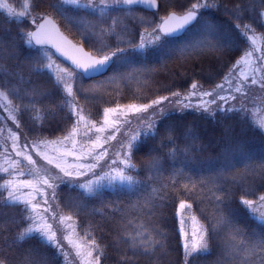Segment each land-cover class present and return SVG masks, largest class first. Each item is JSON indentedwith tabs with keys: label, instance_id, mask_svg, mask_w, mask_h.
<instances>
[{
	"label": "snow or ice",
	"instance_id": "snow-or-ice-1",
	"mask_svg": "<svg viewBox=\"0 0 264 264\" xmlns=\"http://www.w3.org/2000/svg\"><path fill=\"white\" fill-rule=\"evenodd\" d=\"M40 4L41 0H36L31 7L35 10ZM67 4L75 5L77 0H49L51 14H34L27 11L28 5L17 13L10 5L0 4L7 8L9 16L16 18L13 21L15 33L11 27L0 29V61L13 62L10 68L0 63L4 69V77L0 78V109L8 113L5 121L10 118L17 130L26 129L23 137L19 131H10V150L6 143L4 145L8 167H0L3 173L0 176L3 181L0 184V237L7 239L6 234L12 229H15V237L13 244L0 250V264H60L61 256L65 264H69L71 252L60 238L58 225L70 230L64 240L75 249L79 264H105L110 246L118 249L120 259L116 264H140L142 259L145 264H154L164 250L162 241L166 239L157 226L158 220L164 209L172 207L176 213L173 221H178L183 240V264H209L200 258L211 254L214 240H221L223 248L211 264H264V163L259 166L261 182L241 187L239 204L232 207L235 192L223 182L230 164L193 179L175 171L165 175L159 155L162 149L172 145L168 155L174 156L178 150L177 140L191 135V130L180 133L183 126L176 123L173 112L191 110L212 118L218 112L233 113L239 115L240 124L249 126L245 101L256 89L261 95L253 97L251 102L264 105V48L257 44L264 39V0H259L258 4L253 0L247 7L240 3L229 7L224 0H87L83 6L86 14L99 13L91 32L82 30L79 20L66 15ZM134 5H144L151 10L141 19L144 28L139 32L138 41L135 28L129 31L126 25L121 27L118 17L111 15L130 13ZM258 8L262 10L257 11ZM56 16L76 30L80 45L61 32ZM109 18L112 24L106 25ZM177 34L184 36L179 44ZM112 35L117 37L116 42H105ZM156 50L165 55L178 51L188 59L212 54L218 65L215 76L220 77V82L205 88L198 80H193L185 91L168 88V95L105 107L102 123L98 110L85 113L77 97L85 104L92 98L88 95L90 89H83V80L110 72L113 76L107 79L111 80L122 69L132 67L141 57ZM65 60L70 61L69 66H63ZM65 75L71 78V84L66 83ZM32 77L46 85L44 92L36 94L34 90V96L60 101L57 108L63 115L55 127L37 128L27 121L21 122L28 105L20 96L18 85L31 83ZM212 79L210 76L208 82ZM77 83L80 88L76 87ZM183 83L175 87L182 88ZM236 101H240L238 108ZM29 103L36 110L33 101ZM64 108L68 110L65 112ZM81 125L86 129L83 133ZM258 126L264 142V118L259 119ZM45 131L49 136L58 131H67V134L48 139L43 136ZM117 133L122 139L112 143L117 140ZM77 136H81L80 141ZM138 153L148 157L143 169H137L132 163ZM142 170L147 175L139 179ZM154 184L158 187L152 188L153 197L141 205L140 194ZM62 185L79 189L80 200H95L100 205L99 209L93 208L90 215L98 213L102 222L86 230L83 238L76 235L79 224L73 220L85 205L63 204L59 196ZM197 188L199 201L208 200L213 208L212 219L204 223L193 212L195 201L189 202ZM109 190L115 199L109 198ZM133 196L136 204L131 207L147 218L146 224L139 225L134 232L129 231L133 221L127 220L128 214L121 207L124 201L120 199L131 200ZM109 208L111 211H104ZM65 209L69 215H64ZM242 209H247L249 218L257 223L239 224L236 216ZM109 223L115 240L113 244L101 243L103 236L98 239L95 232L103 233ZM222 232L225 235L222 236ZM25 237L35 240L36 244L14 252L15 240L23 241ZM41 247L46 252H42Z\"/></svg>",
	"mask_w": 264,
	"mask_h": 264
},
{
	"label": "trees",
	"instance_id": "trees-1",
	"mask_svg": "<svg viewBox=\"0 0 264 264\" xmlns=\"http://www.w3.org/2000/svg\"><path fill=\"white\" fill-rule=\"evenodd\" d=\"M224 2L227 3L229 7H232L236 3L243 4L247 7L253 0H224ZM254 2L258 4L259 0H254ZM34 3H36V0H0V4L10 5L17 13L24 10L25 5L29 6L27 11H33L34 14L52 13V10L48 7L49 0H41L40 7L35 10L31 7ZM65 9L66 13L69 14V8L65 7ZM259 10L262 9L258 8L257 11ZM130 13L140 17L137 18L138 22L134 24V21L131 19L123 22V20L119 18L118 23L121 27L126 25L129 31L135 28L138 41L139 32L143 31L144 28L141 19L146 17L147 13L137 9H133ZM15 19L14 16H9L7 8L0 7V29L11 27L13 33H15L16 24L13 22ZM225 19L227 18L225 17ZM55 20L61 26L62 30L72 37L62 26L58 16L55 17ZM245 22L249 21L245 19ZM259 33L260 29L257 28V34L259 35ZM183 40L184 37L177 40L176 43L179 44ZM106 41H108L107 38L105 39V42ZM248 44L250 46V42H248ZM257 44L260 48H264V39L258 40ZM173 47H175V45H173ZM0 63H3L4 67L8 68L13 64L11 61L6 63L0 61ZM217 67L218 65L212 54H206L200 58L188 59L178 51L170 55H165L159 50L152 51L149 55L141 57L140 61L134 62L132 67L122 69L120 73L111 80H108L106 77L96 81V83L99 82L101 84V86L98 87L100 90L95 94L90 91L88 92V95L92 98L89 102L96 105L100 110L104 107H112L117 104L140 103L148 98H156L158 95H168V91L166 90L168 88L172 91H185L190 88L193 80H198L205 88H208L220 82V77L215 76ZM222 75L223 73H221V76ZM109 76H113V74L110 73ZM210 76H212L213 79L209 83L208 80ZM3 77L4 69L0 67V78ZM27 80L28 75L27 70H25V81ZM184 81H187V83H183ZM182 83V88L175 87V85ZM18 88L20 96L24 97V103L28 105L27 110L23 114V120L31 123V114L38 110H40L42 114L45 112V116L55 117L53 119H56L57 116L60 118L62 113H60L57 108V105L60 104L58 99H43L39 95L34 96V90L36 94L45 91L46 85L43 81L32 77L31 83H20ZM105 94L107 95L104 96ZM77 99L80 103L85 104L84 100L79 96ZM30 100L33 101L36 110H33V104L29 103ZM14 102L19 103V101ZM238 105L240 107V103H238ZM50 109L54 112H49ZM248 109V121L250 122L255 119V111L253 109L251 111V108ZM252 115L254 116L250 117ZM172 116L177 124L183 126L180 129V133H186L188 130H191V135L187 139L181 138L177 140L176 147L178 150L175 152L174 156L168 155L169 151L173 148L172 145L162 149L159 153L162 157L161 166L165 175L175 171L179 172L181 176L187 175L193 179H197L200 176H207L214 171H220L230 164L231 166L228 168V172L223 177V182L225 187L231 186L232 190L235 192L232 207L238 205L241 196L240 188L247 185H258L261 182L259 166L261 163H264V159H262L264 158V142L261 141V132L250 123L249 126L240 124L238 122L240 118L239 115H234L233 113H228L226 115L223 112H218L215 118H212L210 115H202L201 113L188 110L183 113L179 111L177 113H172ZM191 136H195L196 139L193 140ZM120 139H122L121 135ZM158 143L159 138H157V144ZM186 146L188 148L187 152L185 151ZM147 159V156L138 153L132 158V163L136 165L137 169H143ZM146 175L147 173L142 170L138 178L144 179ZM2 183L3 181L0 180V184ZM153 187H158V185L154 184L144 189L140 194L141 205L145 204L146 201L153 197ZM0 191H2V189H0ZM199 191L198 188L194 191L189 202L195 201L193 204V212L197 215L200 222L204 223L212 219L213 208L208 200L202 203L199 201ZM4 195H6V193H4ZM208 195L210 196L211 194L209 193ZM257 195H259V192H257ZM59 196L63 204L74 206L77 203H81L85 205L80 211V215L74 217L73 220V223L79 224V227L76 229V235L78 237L83 238L86 230L94 228L97 223L102 222L98 213L95 216L90 215L93 208L99 209L100 205L95 200H80L79 189L68 185H62L59 189ZM108 196L111 199H115L110 190ZM249 198L254 199L255 197ZM120 199L124 201L121 207L125 208L128 214L127 220L133 221L129 226V231L134 232L139 225L146 224L147 218L144 216L143 212L137 211L136 208L131 207V205L136 204L135 196H133L131 200H125L124 197ZM176 203L178 205L179 200H177ZM72 210L74 212L75 207H73ZM104 211L109 212L111 209H105ZM247 213V209H242L238 212L236 221L241 225L245 223H257L256 220L250 219ZM69 214V211L65 209L64 215ZM175 215V208L172 207L164 209L163 215L159 217L157 226L159 230L165 234L166 239L162 241L165 245L164 250L159 256L158 261L154 260V264H183V240L180 237L178 221L175 223L173 221ZM127 220L125 223H127ZM58 227L60 228V238L67 247V241L64 240V236L68 235L70 230L67 229L65 225H58ZM150 227L149 225V228ZM111 228L112 225L109 223L105 225V231L103 233L100 231L95 232L98 239L103 236L101 243L113 244L115 233L110 231ZM225 232H222L221 235H225ZM6 235L7 239L0 237V250H6L10 244H13L15 229H12L10 233ZM35 244L36 241L30 237H25L23 241L17 239L15 240L12 250L14 252L17 250L22 252L24 249H28ZM120 247L122 248L123 245H120ZM222 248V241L214 240L211 254L203 256L200 259L211 264V262L218 258ZM40 250L46 252L42 247ZM107 253L108 259L105 261V264H116L120 259L118 249L115 246H110ZM241 256H243V253H241ZM20 258L22 259V256ZM239 258L241 257H238V259ZM59 260L60 264H65L63 256L59 257ZM140 264H145V261L142 259Z\"/></svg>",
	"mask_w": 264,
	"mask_h": 264
},
{
	"label": "rangeland",
	"instance_id": "rangeland-1",
	"mask_svg": "<svg viewBox=\"0 0 264 264\" xmlns=\"http://www.w3.org/2000/svg\"><path fill=\"white\" fill-rule=\"evenodd\" d=\"M87 4V0H77V4H67L65 5V7L69 8L70 11H68L69 13H73L72 15L70 14H67L69 17H73L77 20L80 21L81 23V27L84 29V30H88L89 32L92 31V25L96 23V17L99 15V13H96V14H86V10L83 8V6ZM112 16H117L118 19L120 18L121 20H123V22H126L125 20H133L134 21V24L136 22H138L137 18H140L138 15L135 16L134 14H131L129 12L126 13L125 12H121V13H112L111 14ZM58 19L60 20V22L62 23V26L69 32V34L74 37V39L80 43V36L77 34L76 30L74 28H72L71 25H66L65 22L63 20H61V18L58 16ZM106 25H111L112 24V20L109 18L106 20ZM74 32H73V31ZM119 30V29H118ZM95 39V37H93ZM148 33H145V39H148ZM108 41L106 42H109V43H115L116 42V39L117 37L115 35H112L110 37H107ZM99 46V45H98ZM186 61V60H185ZM183 61V62H185ZM187 64V63H185ZM183 64V65H185ZM109 76V75H108ZM107 76V77H108ZM66 83L68 84H71L72 83V80L70 77H68L67 75H65L64 77ZM86 83V84H84ZM83 84V89H90V92H93L94 94L98 92V90H100L98 87L101 86V84L99 82H82ZM61 87L63 88V85H61ZM77 88H80V83H77L76 85ZM112 94V93H111ZM116 94V93H115ZM107 94H105L104 96H106ZM113 95V94H112ZM261 93H259V90L256 89L253 94L249 97V100L248 101H245V104L247 105L248 108H251V111L252 109L255 111V119L251 120L249 123L252 124L253 126H255L259 132H260V129H259V126H258V121L260 118H264V105H261L259 103H256V104H253L251 101L253 99V97H258L260 96ZM114 96V95H113ZM14 103H17V102H14ZM235 103V106L238 108L239 105L238 103H240V101H236L234 102ZM81 105H83L85 107V113L87 114L89 111H92L93 113L98 110L99 111V119H100V122L102 123V117H103V109L105 108H102V110L98 109V107L90 102H88L87 104H83V103H80ZM120 105H127V104H120ZM117 105L115 106H112V107H116ZM97 107V108H96ZM68 109L67 108H64V111L66 112ZM50 111H53L52 109L49 110ZM58 111L60 113H62L60 115V117L63 115V112H61L58 108ZM54 112V111H53ZM178 111L176 112H173V113H177ZM13 115H19L18 113H13ZM32 118H31V123L34 124L37 128L41 127V126H44L45 128H49V127H55L56 126V123L57 121L60 119L58 116L56 117V119H53L55 117H48V116H45V112L44 114L41 113L40 110L36 111V112H33L31 114ZM8 116V113L6 112H3L2 109H0V166L2 167H8V164H7V159L8 157L6 156L5 152H4V145L5 143L7 144V147L11 148V137H10V131H19L21 136L23 137L24 134H26V129L24 128H21L19 130H17L16 128V125L12 122V120L9 118L7 121L4 120V117ZM254 115L250 116V117H253ZM123 119V117L121 118ZM25 120L22 119V123L24 122ZM29 122V121H28ZM63 127V125H61ZM133 127H135V121H133ZM68 130H70V125L68 126ZM83 131H86V129L84 128L83 125H81V133H83ZM125 131H127V129H125ZM67 134V131L65 132H56L54 136H49L48 135V132L45 131L43 133V136L44 137H47L49 139H54L56 137H61L63 135H66ZM47 135V136H45ZM103 135V134H102ZM93 139H95V136H93ZM77 140L80 141L81 140V136H77ZM120 140V134L117 133V140L116 141H113L112 143H116L117 141ZM23 142V141H22ZM69 148H71V145L69 144L68 145ZM14 156V153L12 154ZM69 160L71 161V157L69 158ZM3 173H0V176H2ZM191 229V221H190V228H189V231ZM67 248L70 250L71 252V255L69 257V264H79V260L75 258V249L71 248V246H67ZM64 258V257H63Z\"/></svg>",
	"mask_w": 264,
	"mask_h": 264
},
{
	"label": "water",
	"instance_id": "water-1",
	"mask_svg": "<svg viewBox=\"0 0 264 264\" xmlns=\"http://www.w3.org/2000/svg\"><path fill=\"white\" fill-rule=\"evenodd\" d=\"M134 6H137V7H141V8H144V9H146V10H148V11H151V10H149V9H147L144 5H134ZM62 32V31H61ZM63 33V32H62ZM64 34V33H63ZM65 35V34H64ZM178 35V37L180 38V37H182L183 36V34H177ZM66 36V35H65ZM67 37V36H66ZM68 38V37H67ZM69 39V38H68ZM69 40H71V39H69ZM72 41V40H71ZM73 42V41H72ZM74 43V42H73ZM75 44V43H74ZM54 51V50H53ZM61 59H63V58H61ZM64 63L66 64V65H70V61H64ZM108 74V73H107ZM106 74V75H107ZM101 77H103V76H96L94 79H98V78H101ZM85 80H93V79H85Z\"/></svg>",
	"mask_w": 264,
	"mask_h": 264
}]
</instances>
